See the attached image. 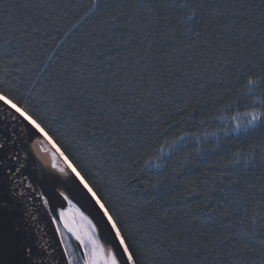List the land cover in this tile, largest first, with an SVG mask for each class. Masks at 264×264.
<instances>
[{"label":"trees","instance_id":"1","mask_svg":"<svg viewBox=\"0 0 264 264\" xmlns=\"http://www.w3.org/2000/svg\"><path fill=\"white\" fill-rule=\"evenodd\" d=\"M46 2L51 3L54 10L37 11L36 6L40 4V0H0V45L12 35L17 37L14 43H19L23 60L19 82H35L36 76L41 77L43 83L32 93V102L42 110L51 109L48 112L50 118L57 117V122L53 125L57 129L54 138L62 147L71 145L70 158L73 163H77V158H80L87 162L90 170L99 171L97 165L101 161L93 157L92 153L106 145L103 138L99 144L95 141L92 144L78 143L83 140V134L78 122L68 119L66 113L73 111L74 106H79L82 110L87 107L89 92L95 94L93 99L101 98L98 103L106 104L110 99L115 103V98L128 91L125 78L138 72L134 64L140 57H145L140 63L147 62L150 65L149 74L153 70H168L161 83L169 87L174 95L163 107L157 105L156 109L148 111L146 118L140 121L141 128L137 138L127 140L131 147L124 148L121 152L123 164H117L116 175L108 173L105 181L113 190V199L119 196L125 215L137 226H147L148 221L155 217L156 228H162L167 223L170 232L179 236L182 241L188 240L190 245L195 246L204 238L208 246L198 257L178 252L168 257L172 264L176 261L180 264H261L264 258V217L261 215L264 213V204H261L259 191L245 192L242 187L238 193L225 195L214 191V188L220 187L216 181L206 182V177L201 175L216 173L218 167H231V153L236 152L241 145L258 141V134L247 139L243 135L237 138L222 133L218 141L212 137H202L200 142L190 139L178 146L169 157L150 161V164L165 165L163 170H149V165L144 163L150 155H156L153 150L159 148L163 139H172L184 132H195L198 135L215 132L225 125L219 117L235 115L237 111L242 113L246 107L254 106L249 101L241 100L239 108L227 112L216 101L220 95H227L226 81L235 77L242 78L249 68L261 63L264 25L261 24L259 8L252 7L260 5L261 0H204L210 7L203 10V26L196 27L194 31L188 29L193 28L196 21L177 25L174 19L170 18L169 22L162 14L148 16L145 12L136 21L137 28L129 30L136 35V39L126 44L122 41L127 36L121 38L108 32L110 24H105L108 15L119 10L127 12L129 9L135 13L134 5L141 2L148 4L152 0ZM93 4H98L100 11L94 10V14L90 13L81 20ZM28 15L34 17L29 22L28 32L33 33V29H37L38 34L22 37L16 31L19 27L16 21H26ZM141 31L145 35L151 34L154 41L151 49H147V41L141 37ZM115 44L119 46L113 47ZM185 45L192 47L185 48ZM7 51L12 50L9 48ZM198 53L203 55H197ZM109 57L115 59L110 60ZM12 74L16 75L15 72ZM213 77V86L207 89L199 87ZM183 89L188 91L184 93ZM20 91L27 93V88L21 87ZM81 92L84 93L83 96L80 95ZM180 95L191 101L188 112L183 116L175 112V107L179 105L177 97ZM257 96L264 100L259 91ZM65 101H68L67 105ZM193 108L198 111L193 113ZM175 120L181 121L180 126L161 138L157 134L158 130L162 131ZM148 138L152 140L151 147L146 142L142 143V140L147 141ZM65 150L68 151V148L65 147ZM101 155L104 160H108L106 155ZM108 167H111V161L105 168L106 173ZM125 174H128V183H131L135 192L122 187L125 184ZM137 174H140L139 181H133L131 177ZM260 175L259 168L248 173L258 186ZM228 191L229 189H225V193ZM213 196L219 203H213L209 208L208 204ZM241 196L244 199H240ZM228 213L232 215L229 216ZM244 230L248 233L244 243L250 250H243L241 244L238 246L242 250L237 252L228 241L223 240V237L237 236ZM63 234L70 244L76 246L66 230ZM209 237L213 241L211 244L208 243Z\"/></svg>","mask_w":264,"mask_h":264},{"label":"snow or ice","instance_id":"2","mask_svg":"<svg viewBox=\"0 0 264 264\" xmlns=\"http://www.w3.org/2000/svg\"><path fill=\"white\" fill-rule=\"evenodd\" d=\"M25 7H28V5H25ZM36 7L37 11L41 9L54 10L52 4L46 2V0H40V4ZM134 7L136 9L135 13L131 9L127 12L123 10L115 11L109 14L107 21H105L106 25L110 24L107 30L112 36L119 35L121 38L127 36V39L122 41L125 44L136 39V35L129 30L137 28L136 21L145 12L148 16L162 14L165 20L171 22V19H174L177 25L182 22L193 23V21H196L193 28L188 29V31H194L196 27L203 26L205 20L203 10L205 7H210V5H206L204 0H152L148 4L137 3ZM252 7L259 8L261 24L264 25V0H261L260 5H252ZM94 10L100 11L98 4H93L92 8H89L81 17V20L90 13L94 14ZM185 10H187V14H185ZM33 19L32 15H28L26 21H16L19 25L16 31H19L22 37L33 33L38 34L37 29H33V33L28 32L29 22ZM233 19L235 20V17ZM140 35L144 41H147V49H151L154 43L151 34L145 35L141 31ZM197 35L199 34L197 33ZM16 41L17 37L12 35L10 39H4L2 45H0V113L3 114L0 118H10L11 121L19 122L22 126L19 134L26 131L30 139L38 140L45 151L51 149V167L66 178L60 182L61 186L67 187L74 195L83 193L89 199L95 209V214L115 242L116 250L107 249L99 238L97 224L93 223L84 212L73 205L72 201L63 192L53 189L51 192L42 191L37 193L33 189L32 182L24 178L23 183L26 184L27 189L40 197L48 213L56 211L58 196L68 201L69 206L75 210L79 220L75 216L70 217L69 213L62 208L58 212V216H51V220L53 222L57 220L63 222V228H61L60 223H56L57 232L63 233L66 230L79 241L83 251L80 264H172L168 257L178 252L191 254L194 258L198 257L199 253L208 246L203 237L199 244L190 245L188 240L182 241L179 236L170 232L167 223L162 228H156L154 225L155 217L148 221L147 226L133 224L125 215V209L119 203V196H116L114 200L113 190L105 183L108 179V173L115 176L116 165L123 164L124 157L121 152L124 148L131 147L127 144V140L137 138V133L141 128V119L146 118V113L156 109L157 105L163 107L165 103L172 99L174 93L171 92L169 87L161 83V79L168 70H153L149 74L150 65L147 62L141 64L140 61L144 60L145 57H140L134 64L138 72L125 78V87L128 91L125 95L115 98V103L112 99L106 104L98 103L101 98L93 99L92 97L95 94L89 92L87 107L82 110L79 106H74L73 111L66 113L68 119L78 122L79 130L83 134V140L78 141V143L87 142L92 144L95 141L99 144L101 138H103L106 147L101 146L98 152L92 153L93 157L101 161L97 165L100 170L94 171L90 170L87 162L80 158H77V163H73L70 158L71 145L65 146L68 148V151H66L65 147L57 143L54 138L57 129L53 125L57 122V117L50 118L48 112L51 109L48 111L42 110L38 104L32 102V93L43 83L41 77L36 76L35 82H19L23 60L22 49L19 43H14ZM118 46L119 44L113 45V47ZM191 47L192 45H185V48ZM9 48L12 50L11 52L7 51ZM197 55L202 56L203 53ZM109 59H115V57H109ZM13 72L16 73L15 76H13ZM113 75L115 74L113 73ZM214 80L215 77L209 79L206 83H201L199 87L207 89L213 86ZM28 84H31V87H28ZM21 87L27 88V93L21 92ZM121 91H124V89H121ZM187 91L188 89H183L184 93ZM225 91L227 95H220L216 101L220 103L224 111L231 112L234 108H239L241 100L249 101L254 106L246 107V110L242 113L237 111L235 115L219 117V120H227L228 123L215 132H205L202 135L195 132H184L181 135L173 136L172 139H163V143L159 148L153 150L156 155H150L144 163L149 165V170L153 168L163 170L165 165L160 163L150 164V161H158L161 158L169 157L178 146L183 145L190 139L200 142L202 137L205 139L212 137L218 141L221 133L225 136L231 134L237 138L243 135L247 139L249 136L258 134V141L246 146L241 145L236 152L231 153V167H218L216 173H201V175L206 177V182L216 181L220 187L218 189L214 188V191H219L225 195L238 193L242 187L245 192L255 193L259 191L261 204H264V100L257 96L258 91L261 96H264V45L261 47V63L249 68L242 78L235 77L231 81H226ZM69 95H71V92H69ZM80 95L83 96L84 93L81 92ZM209 95L211 94L209 93ZM252 97L256 99L253 100ZM177 99L179 105L175 107V112L183 116L188 112L191 101L185 100L183 95L178 96ZM64 103L67 105L68 101ZM257 104L258 106H255ZM61 111L63 112V108H61ZM197 111L196 108L192 109L193 113ZM168 115H171V113H168ZM180 123L181 121L175 120L162 131L158 130L157 134L164 138L174 128H178ZM60 127L62 128L63 125L61 124ZM17 136L18 133L15 128L7 136L0 135V164L6 160L16 163L15 168L8 167L6 169L7 178L11 180V185H5L3 181H0V212L13 211L16 208V202H21L26 195L25 191L18 187V182L13 179V176L19 174L23 167L19 162V154L13 147ZM145 142L151 147V138H148L147 141L142 140V143ZM166 147L167 152L165 151ZM245 152H247L246 156ZM101 154L106 155L108 160H104V156ZM109 161H111V167H108L106 173L105 168ZM77 164H79V167ZM257 168L261 170V175L258 178L259 186L255 179L248 176L249 172ZM139 176L140 174H137L132 176L131 179L139 181ZM124 180L125 184L122 187H127L130 191L135 192L131 183H128V174H125ZM153 187H156V185H153ZM225 189H229V191L225 193ZM240 199H244V197L241 196ZM213 203H219L215 196H213L208 207L211 208ZM212 210L215 211V209ZM28 215L35 219L34 213L29 212ZM227 215L231 216L232 214L228 213ZM261 215L264 217V213ZM247 236V230H244L238 233L237 236L223 237V240L228 241L229 245L239 252L242 249L238 245L241 244H243V250H250L248 245L244 243ZM61 239H63L62 235ZM208 243H213L210 237ZM25 253L28 257V264H77L75 255L67 247L63 249V254L59 259L48 255L46 261L44 244H37L35 247L27 245L25 246ZM175 264H180V262L176 261ZM261 264H264V258H262Z\"/></svg>","mask_w":264,"mask_h":264},{"label":"water","instance_id":"3","mask_svg":"<svg viewBox=\"0 0 264 264\" xmlns=\"http://www.w3.org/2000/svg\"><path fill=\"white\" fill-rule=\"evenodd\" d=\"M2 116L3 114L0 113V117ZM21 127L17 121H11L10 118H0V135H9L13 128L18 133L13 147L19 154V162L23 167L19 174L13 176V179L18 182V187L26 193L21 202H16V208L13 211L0 212V264H28V257L25 253V246L27 245L35 247L37 244H44L46 250L45 261L48 255L59 259L65 248L61 234L56 231V224L51 220L52 215L57 216L56 211L48 213L40 197L27 189L23 181L24 178H27L28 181L32 182L33 189L37 193L42 191L47 193L53 191V189L60 192L57 187L66 178L63 179L58 176L52 179L49 178L46 170L29 148V143L34 139H30L26 131L19 134ZM8 167L15 168L16 163L6 160L0 164V181L10 186L11 180L7 178L6 172ZM64 189L70 194L77 206L97 224L99 237L106 246L116 250L115 242L95 214V209L89 199L83 193L74 195L67 187H64ZM66 203L67 201L63 200V197H57V207L64 208ZM29 212L35 214V219L28 215ZM72 238L82 255L83 251L80 243L73 236Z\"/></svg>","mask_w":264,"mask_h":264},{"label":"bare ground","instance_id":"4","mask_svg":"<svg viewBox=\"0 0 264 264\" xmlns=\"http://www.w3.org/2000/svg\"><path fill=\"white\" fill-rule=\"evenodd\" d=\"M29 148L31 149V151L35 154V156L37 157V159L39 160V162L42 164V166L44 167V169L46 170L49 178H54L55 176H58V177H62L63 179H65V177H63L60 173H58L55 169H53L51 167V164H52V159H51V150L50 151H45L41 146L40 144L38 143V140L34 139L33 141H31L29 143ZM58 190L60 192H63L65 195L68 196V199L72 201V204L75 205L77 208H79L77 206V204L74 202V200L72 199V197L70 196V194L64 189L63 186H61V184L58 185ZM64 211L68 212L69 213V216L72 217V216H75L77 220H79V217L78 215H76L75 213V210L73 208H71L68 204V201L66 203V206L64 208H62ZM80 209V208H79ZM61 210V207H57L56 208V213H57V216H58V212ZM81 210V209H80ZM82 211V210H81ZM83 212V211H82ZM84 214L86 216H88L85 212ZM89 217V216H88ZM89 219H91L89 217ZM59 221V220H58ZM93 222V221H92ZM59 223L62 225L63 227V222L62 221H59ZM94 223V222H93ZM56 224V223H55ZM98 230V229H97ZM71 234V233H70ZM99 234V232H98ZM72 235V234H71ZM74 238L75 236L72 235ZM76 240V238H75ZM78 241V240H77ZM79 242V241H78ZM103 242V241H102ZM104 243V242H103ZM105 244V243H104ZM105 247L107 249H112L111 247H107L106 244H105ZM113 250V249H112Z\"/></svg>","mask_w":264,"mask_h":264},{"label":"rangeland","instance_id":"5","mask_svg":"<svg viewBox=\"0 0 264 264\" xmlns=\"http://www.w3.org/2000/svg\"><path fill=\"white\" fill-rule=\"evenodd\" d=\"M228 121L225 120L224 124H227ZM167 149V148H166ZM55 223H59V221L57 220ZM61 225V224H60ZM62 226V225H61ZM67 232V231H66ZM60 233V232H59ZM63 236V244L65 245V247H67L76 257V262L77 264H80V257L82 256L81 253L79 252L78 248L74 245V244H70V242L68 241V239L66 238V236L63 233H60ZM100 238V237H99ZM101 240V238H100ZM102 242V240H101Z\"/></svg>","mask_w":264,"mask_h":264}]
</instances>
